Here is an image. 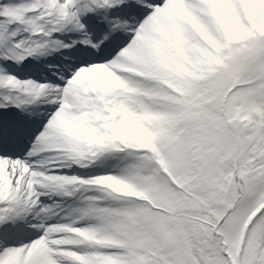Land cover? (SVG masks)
Returning <instances> with one entry per match:
<instances>
[{"label": "snow or ice", "instance_id": "snow-or-ice-1", "mask_svg": "<svg viewBox=\"0 0 264 264\" xmlns=\"http://www.w3.org/2000/svg\"><path fill=\"white\" fill-rule=\"evenodd\" d=\"M0 264H264V0H0Z\"/></svg>", "mask_w": 264, "mask_h": 264}]
</instances>
